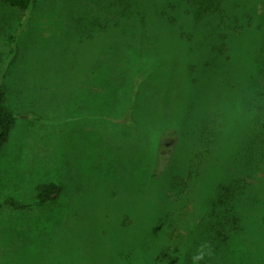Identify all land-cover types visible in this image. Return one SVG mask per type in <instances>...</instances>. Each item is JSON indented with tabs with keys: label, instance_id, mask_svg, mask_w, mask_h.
Segmentation results:
<instances>
[{
	"label": "rangeland",
	"instance_id": "1",
	"mask_svg": "<svg viewBox=\"0 0 264 264\" xmlns=\"http://www.w3.org/2000/svg\"><path fill=\"white\" fill-rule=\"evenodd\" d=\"M126 2L37 0L28 12L0 3V70L17 117L0 152V202L29 205L0 210V264H192L204 244L212 255L206 252L200 264H264V182L248 227L219 256L218 242L201 239L204 208L196 197L205 188L196 184L199 194L187 192L175 203L167 189L172 161L190 154V142L180 141L183 113L194 107L218 115L222 141L236 142L240 132L229 129L241 124L233 97L248 45L236 63L216 67L219 75L204 80L191 99L184 91L188 70L207 51H196L199 59L188 67L178 59L188 49L159 15L178 24L172 25L182 40V33H195L188 21L194 16L178 0H159L153 10L145 6L146 27L130 25L135 21L127 16L107 25L104 8L119 11ZM236 3L227 5L230 15L262 22L264 0ZM205 20L196 41L218 24ZM155 43L167 58L160 67L149 52ZM50 183L62 188L59 199L38 204L37 188Z\"/></svg>",
	"mask_w": 264,
	"mask_h": 264
},
{
	"label": "trees",
	"instance_id": "2",
	"mask_svg": "<svg viewBox=\"0 0 264 264\" xmlns=\"http://www.w3.org/2000/svg\"><path fill=\"white\" fill-rule=\"evenodd\" d=\"M36 1L0 0V3L28 12ZM123 1L120 0L121 7ZM125 1L128 3L126 2L125 7L119 11L115 10L113 6L104 8L110 14L109 20L106 21L107 25L113 19L127 16L129 20L135 21L130 22V25L140 23L142 27H146L150 15H144L145 9L148 7L153 10L154 6L151 4L157 3L159 0ZM178 3L184 6V10H186L184 14L194 16V19L188 21H192L195 33H182L183 37H187L184 38L186 40H182L174 29L173 25L178 26L177 23L167 20L165 13L159 15L160 20H164L172 26V28H167L172 30V34H176L180 45L188 49V53L178 59H186L185 63H188L189 67L192 62L199 59H195L196 51L199 49L207 51V54L201 56V60L195 63V67L188 70L189 75L184 91H187L191 99H195L199 95L196 94L193 97L191 92L204 90L206 86L204 80L219 75V69L216 70V67L233 65L239 60L241 46L248 45L250 57L247 69L236 75L241 90L233 97V107L240 113L241 124L238 128L229 129L232 132H240L235 136L236 142L233 145H225L222 141L223 131L217 125L219 124L218 115L211 116L210 112L207 113V111L192 107V114L186 115L185 112L179 118V123L184 126V130L180 134V141L190 142V154L185 160H182V163L173 160L169 167L171 173L167 172L172 176L170 185L168 184L169 188L167 187L168 196L174 203L180 201L187 192L192 195L194 190H197L195 189L196 184L198 188H205L201 193V198L199 195L196 197L198 203H203L200 207L204 208L201 216L205 228L202 231L201 239L207 242L211 239L218 242L220 245L216 248L215 255L219 256L229 241L243 233L246 226L248 227L247 220L253 214L250 213V210L260 202L257 188L264 182V51L262 55L258 51L264 47V18L262 22L256 24L251 17L249 19L246 16L240 19L238 15H230L227 5L235 8L236 0H178ZM141 12L143 13L141 14ZM115 16L116 18H111ZM210 18L215 19L218 24L216 27L207 29L211 31L210 34H202L204 39L196 41L197 35L206 31L202 27V23L207 22L205 19ZM100 21L102 22V20ZM94 23H99V20ZM188 25L191 27L190 22ZM198 25L200 26L198 27ZM168 29L162 28L161 30L167 32ZM147 31L151 32L150 29ZM182 31L184 29L179 27V33ZM153 42L157 43V41ZM156 43L153 47L150 45L149 52L152 59L157 61V67H160L167 58L165 49L158 47ZM256 45L257 49H254ZM173 52L172 50L169 54L174 57ZM208 55L209 59H207ZM120 57L119 53L118 65H120ZM223 58L225 59L223 60ZM16 123L17 117L8 106V92L2 81L0 70V152L8 143ZM161 131L163 130H159L160 137ZM169 131L167 130V132ZM199 164L200 171H195ZM178 174H184V176ZM196 177L198 178L196 179ZM153 178L155 179V177ZM197 191H199L197 194L201 192V190ZM37 192V203L46 205L59 199L62 188L55 183H50L40 185ZM197 194L195 192L194 198ZM196 201L195 203H197ZM3 207L19 212L26 211L29 205L9 199L0 202V210Z\"/></svg>",
	"mask_w": 264,
	"mask_h": 264
},
{
	"label": "clouds",
	"instance_id": "3",
	"mask_svg": "<svg viewBox=\"0 0 264 264\" xmlns=\"http://www.w3.org/2000/svg\"><path fill=\"white\" fill-rule=\"evenodd\" d=\"M211 254L207 244L202 245L192 256V264H200V261L204 259L205 254Z\"/></svg>",
	"mask_w": 264,
	"mask_h": 264
}]
</instances>
